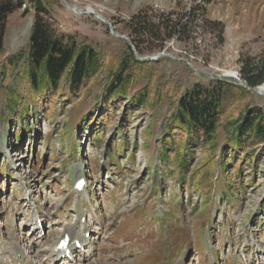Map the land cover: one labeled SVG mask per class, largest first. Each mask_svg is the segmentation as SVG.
Wrapping results in <instances>:
<instances>
[{
    "label": "rangeland",
    "instance_id": "obj_1",
    "mask_svg": "<svg viewBox=\"0 0 264 264\" xmlns=\"http://www.w3.org/2000/svg\"><path fill=\"white\" fill-rule=\"evenodd\" d=\"M23 1L8 16L0 55V264L1 250L26 264H264V145L226 150L235 192L215 179L209 146L191 144L184 179L171 145L161 160L153 147L180 96L198 82L244 87L219 119L220 143L249 108L264 112V82L255 90L242 83L246 66L264 65V0H42L54 29L95 48L102 69L81 96L63 103L47 94L43 105L13 115L7 98L12 89L28 91L36 14L30 2L37 0ZM132 45L142 57L162 54L141 61ZM123 60L129 95L103 99ZM144 89L149 101L136 109L130 98ZM205 165L214 194L193 180ZM82 174L89 188L78 192L73 182ZM86 224L91 251L76 263L56 261V241L69 226Z\"/></svg>",
    "mask_w": 264,
    "mask_h": 264
},
{
    "label": "trees",
    "instance_id": "obj_2",
    "mask_svg": "<svg viewBox=\"0 0 264 264\" xmlns=\"http://www.w3.org/2000/svg\"><path fill=\"white\" fill-rule=\"evenodd\" d=\"M30 3H35L36 14L28 47V91L23 92L17 88L10 92L7 108L13 115L28 113L31 103L43 105L47 94L52 96L60 94L63 103H66L68 99L81 96L103 65L100 53L95 48L88 44L79 45L75 40L54 29L52 22L48 19V8L42 0ZM24 4L23 0H0V55L5 46L8 16ZM170 27L174 28L175 25ZM144 31H140L141 34L146 33ZM137 47L139 48L138 45ZM250 64L243 69V78L255 87L264 82V65L253 67L252 63ZM127 69V61L123 60L119 70L113 72L112 79L105 87L103 99L129 95L131 73L125 75ZM244 92V87L214 79L210 84L195 83L180 96L178 108L171 115L172 121L166 125V134L159 143L162 145V158H167L169 155L168 145H171L173 153H177L183 179L189 169L190 158L193 156L192 143L209 146V150L214 155L221 148L222 158H224L221 162V176L230 187H234L235 181L229 173L231 172L230 162L225 160L226 150L229 149L237 154L245 151L247 144L250 147L264 145V112L261 108H249L242 117L234 119L231 125L229 124V134L224 143H220L216 136L220 117L226 112L229 103L238 96H242ZM130 101L138 109L149 101L148 92L144 89L131 96ZM146 135V139L151 141L153 134L149 132ZM205 168L206 165L201 167L200 171L195 170L193 180L196 189L204 185L206 192L210 193L212 183L204 184L208 181V178L202 174ZM237 172L239 173V169Z\"/></svg>",
    "mask_w": 264,
    "mask_h": 264
},
{
    "label": "bare ground",
    "instance_id": "obj_3",
    "mask_svg": "<svg viewBox=\"0 0 264 264\" xmlns=\"http://www.w3.org/2000/svg\"><path fill=\"white\" fill-rule=\"evenodd\" d=\"M88 13L90 12H95V10L93 8H88V10H86ZM97 13V12H96ZM98 14V13H97ZM231 72V71H230ZM260 91H264V84L261 85L259 87ZM85 231H87V228L82 232L81 230H78L76 228H74L73 226H69L67 229L68 234L71 237V242H70V247H71V254L74 255L75 253H77L79 250L77 248V241H79L81 243L82 246H87V244H90V240H88L85 237ZM55 247H54V251H55ZM84 251H87V249H85ZM84 253V252H83ZM55 259L58 260H62L63 256H66V251L65 250H57L55 254H53ZM66 258V257H64ZM75 258V257H74ZM2 264H19L17 263V261H15L14 259H11L10 256H6L3 260H2Z\"/></svg>",
    "mask_w": 264,
    "mask_h": 264
},
{
    "label": "water",
    "instance_id": "obj_4",
    "mask_svg": "<svg viewBox=\"0 0 264 264\" xmlns=\"http://www.w3.org/2000/svg\"><path fill=\"white\" fill-rule=\"evenodd\" d=\"M101 19H103L104 21H106L107 23H109V25H111V23L104 17V16H102V15H100L99 13L97 14ZM117 36H121V37H125L124 35H119V34H117ZM127 38V37H126ZM131 42V41H130ZM132 47H133V49L136 51V49H135V47H134V45H132ZM136 54H137V58H138V60H141V61H151V60H157L158 58H159V56L162 54V53H160V54H158V55H156V56H144V57H142V56H139V54H138V52L136 51ZM226 76H228L227 74H222V75H217V77H219V78H224V77H226ZM233 77H235V76H233ZM242 83L246 86V87H248L249 89H252V90H255V87H253V86H251L249 83H247L246 81H242Z\"/></svg>",
    "mask_w": 264,
    "mask_h": 264
}]
</instances>
